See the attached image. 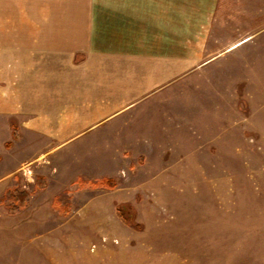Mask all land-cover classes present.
Masks as SVG:
<instances>
[{"label":"rangeland","instance_id":"obj_1","mask_svg":"<svg viewBox=\"0 0 264 264\" xmlns=\"http://www.w3.org/2000/svg\"><path fill=\"white\" fill-rule=\"evenodd\" d=\"M214 15L215 55L175 83L160 113L171 129L155 112L159 134L139 136L149 158L131 153L115 188L84 184L86 152L32 166L0 143V196L30 194L16 214L0 205V264H264V0H219Z\"/></svg>","mask_w":264,"mask_h":264},{"label":"crops","instance_id":"obj_2","mask_svg":"<svg viewBox=\"0 0 264 264\" xmlns=\"http://www.w3.org/2000/svg\"><path fill=\"white\" fill-rule=\"evenodd\" d=\"M218 1L0 0V143H20L32 166L86 152L83 175L115 182L131 153L149 158L139 136L159 134L175 83L215 55Z\"/></svg>","mask_w":264,"mask_h":264},{"label":"trees","instance_id":"obj_3","mask_svg":"<svg viewBox=\"0 0 264 264\" xmlns=\"http://www.w3.org/2000/svg\"><path fill=\"white\" fill-rule=\"evenodd\" d=\"M94 186V187H102V188H107V189H112L115 186V182L111 178H100L98 180L94 181H85L84 184H88ZM30 194L25 191V190H12V189H6L3 194L0 196V205L5 204L7 207V212L9 214H16L21 208H24L28 202ZM68 200L63 201L62 199V194H56L53 199H52V204L55 207H58L59 212L61 214L66 215L69 213V205H68ZM127 207L125 204H119L117 206V211L121 218L128 222L129 224L130 219H129V213L125 214L124 210ZM127 209V208H126Z\"/></svg>","mask_w":264,"mask_h":264}]
</instances>
